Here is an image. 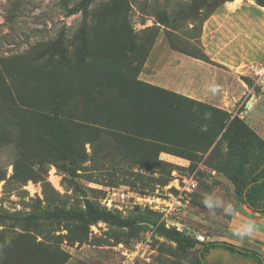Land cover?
I'll return each mask as SVG.
<instances>
[{
  "label": "rangeland",
  "instance_id": "obj_1",
  "mask_svg": "<svg viewBox=\"0 0 264 264\" xmlns=\"http://www.w3.org/2000/svg\"><path fill=\"white\" fill-rule=\"evenodd\" d=\"M78 1L0 0V75L5 83L32 99L49 83L62 94L81 96L110 88V79L138 77L175 93L166 105L161 99L155 105L174 128L162 141L132 135L122 147L107 137L86 163L87 172L99 180L77 177L81 190L54 163L46 164V192L41 181L1 180L0 207L10 212H30L36 205L77 207L88 196L123 219L148 220L131 225L100 221L88 231L62 225L55 245L35 232L19 231L0 248V264H213L239 254L215 249L201 258L202 243L210 241L254 249L264 262V212L248 208L238 196L231 176L244 156L222 129L224 120L239 116L264 139V6L256 0H94L87 13L70 14ZM237 5H242L241 17L233 12ZM185 59L205 61L206 73L229 72L230 89L210 96L184 91ZM174 72L179 85L171 78ZM9 88L0 83V96ZM219 100L229 108L213 104ZM24 109L7 110L8 119L0 124L18 128L19 146L38 148L42 125L32 124L33 115ZM5 137L2 133L0 141ZM87 148L91 154L89 144ZM16 154L15 144L0 142V176H10ZM190 177L197 181L195 188L184 181ZM209 196L232 204L235 212L209 213L202 203ZM140 197L155 201L156 209L143 206ZM172 197L180 208L163 211ZM248 220L255 224L253 234L235 237L233 230ZM175 232L193 244L181 245ZM39 240L48 244L38 246ZM122 246H139V256L129 262Z\"/></svg>",
  "mask_w": 264,
  "mask_h": 264
},
{
  "label": "trees",
  "instance_id": "obj_2",
  "mask_svg": "<svg viewBox=\"0 0 264 264\" xmlns=\"http://www.w3.org/2000/svg\"><path fill=\"white\" fill-rule=\"evenodd\" d=\"M93 1L79 0L68 12L87 13ZM256 1L264 6V0ZM8 76L12 83H16L14 74ZM0 83L9 88L2 75ZM109 83L112 85L110 88H99L81 96L62 94L57 90V86L51 83L46 85L47 88L41 95L32 99L29 95L11 88L5 95L0 96V123H6L7 110L19 113L22 112L21 108L24 105L26 107L24 111L30 112L34 117L32 124L42 125L38 133V142H35L40 143V147L32 146L29 149L25 143L19 146L18 128L3 129L0 124V135L2 133L6 135L0 142L13 143L17 148L15 160L11 163L12 173L8 178L0 176V181L6 180V183L15 181L20 184H25L29 180L41 181L46 192L50 185L46 177L48 172L46 164L54 163L64 170L67 182L72 183L75 189L81 190L82 185L76 180L77 177L94 182L99 180L93 173L87 172L86 163L92 159L98 144L106 142L107 137L110 138V144L122 147L126 144L125 139L132 135L162 141L159 138L172 132L174 122L167 114L155 110V105L158 102L156 99H161L162 104L166 105L169 97L175 93L138 77L110 79ZM17 98L31 106L24 103L20 105ZM127 106L133 108L129 109ZM221 112L227 115L226 111ZM222 129L231 144L237 146L244 156L235 174L231 176L238 196L248 208L264 212V139L239 116H234L229 121L224 120ZM88 144L92 150L91 154L88 152ZM34 158L35 164H31ZM110 180L113 178L110 177ZM37 200L41 201L40 198ZM147 220V218L138 221L123 219L88 196H85L83 204L77 207L44 208L36 205L35 210L30 212L22 210L10 212L0 207V248L12 240L13 235L19 231L35 232L43 240L52 241L55 245V240L61 236L57 232L62 225L68 229L76 224L88 231L91 225L100 221L131 225ZM175 235L181 245L193 244L179 232H175ZM43 240L35 242L38 246L48 244ZM237 247L227 241H210L202 243L200 256L204 258L213 249L234 250ZM250 255L256 258L255 252H250Z\"/></svg>",
  "mask_w": 264,
  "mask_h": 264
},
{
  "label": "crops",
  "instance_id": "obj_3",
  "mask_svg": "<svg viewBox=\"0 0 264 264\" xmlns=\"http://www.w3.org/2000/svg\"><path fill=\"white\" fill-rule=\"evenodd\" d=\"M241 10H242V5H237L233 9V12L237 13V15L241 17V14L243 13V11ZM248 23H250V20H248ZM238 33H239L238 38H243L241 37L243 36V33L240 32ZM215 57L216 56L214 55L213 59H215ZM205 64L206 62L202 60L195 61L192 64L188 62V59L187 60L185 59L183 72L181 74L183 78L184 91L193 92V93H208L209 94L208 96H210L212 95L211 93H213L212 91L213 87H217L218 91H226L230 89L229 80H228L230 78V75H228L229 72L227 73V75L225 73H217V74L211 72L206 73L203 70ZM175 75L176 73L174 72L173 76L171 77L174 80V82L176 77ZM148 81L154 82L152 80H148ZM174 84L179 85L176 82ZM174 89L177 90V88ZM191 97L200 100L203 98V97H197L196 95H192ZM214 97H218V96H214ZM216 100H218V98H216ZM213 104L220 108H224V109L229 108L223 103H220V100H219V104L217 103H213Z\"/></svg>",
  "mask_w": 264,
  "mask_h": 264
},
{
  "label": "clouds",
  "instance_id": "obj_4",
  "mask_svg": "<svg viewBox=\"0 0 264 264\" xmlns=\"http://www.w3.org/2000/svg\"><path fill=\"white\" fill-rule=\"evenodd\" d=\"M213 93L218 91L217 87L212 88ZM204 207L209 211L211 214H215L218 209H222L223 212L227 215H231L235 212V208L232 204H228L225 206L224 202L220 199L213 198L211 196L206 197L202 201ZM255 231V224L253 221L248 220L245 221L240 227L233 230V235L240 239H244L245 237H249Z\"/></svg>",
  "mask_w": 264,
  "mask_h": 264
},
{
  "label": "built area",
  "instance_id": "obj_5",
  "mask_svg": "<svg viewBox=\"0 0 264 264\" xmlns=\"http://www.w3.org/2000/svg\"><path fill=\"white\" fill-rule=\"evenodd\" d=\"M184 181H185V183H187L188 188H195L196 185H197V181L193 177L187 178ZM140 202L142 203L143 206L155 208L152 203H156V202L153 201L150 198H142V197H140ZM164 204H165V207H163V211L164 210H168V212H170V211H176L181 206V202L177 198H175V197H172L170 200H165ZM157 205H155V206L158 208L159 205L158 206ZM122 248H123L124 254L127 255V258L129 260V262L134 261L139 256L140 251H141V249H140L139 246H137L134 249H126L123 246H122Z\"/></svg>",
  "mask_w": 264,
  "mask_h": 264
},
{
  "label": "flooded vegetation",
  "instance_id": "obj_6",
  "mask_svg": "<svg viewBox=\"0 0 264 264\" xmlns=\"http://www.w3.org/2000/svg\"><path fill=\"white\" fill-rule=\"evenodd\" d=\"M215 250V249H213ZM219 250H222V251H235L236 253H239L238 255H236V257H233V258H230V255L227 254V256L219 261V262H216L217 264H230L229 262L230 261H233V260H237L238 262L234 263V264H253L250 260H247L246 257H249L253 260H257L259 259L258 261V264H264L262 258H261V255L258 251L254 250V249H248V248H244V247H237L235 248L234 250H229V249H224V248H221ZM212 251V250H211ZM210 252V251H209ZM250 252H255V255H256V258L255 257H252L250 255ZM258 257V258H257ZM216 263H213V264H216Z\"/></svg>",
  "mask_w": 264,
  "mask_h": 264
}]
</instances>
